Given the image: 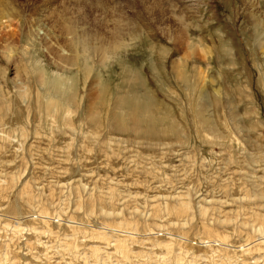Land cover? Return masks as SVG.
<instances>
[{
	"label": "rangeland",
	"instance_id": "obj_1",
	"mask_svg": "<svg viewBox=\"0 0 264 264\" xmlns=\"http://www.w3.org/2000/svg\"><path fill=\"white\" fill-rule=\"evenodd\" d=\"M0 264H264V0H0Z\"/></svg>",
	"mask_w": 264,
	"mask_h": 264
},
{
	"label": "bare ground",
	"instance_id": "obj_2",
	"mask_svg": "<svg viewBox=\"0 0 264 264\" xmlns=\"http://www.w3.org/2000/svg\"><path fill=\"white\" fill-rule=\"evenodd\" d=\"M7 9V8H6ZM100 13V12H99ZM104 18V17H103ZM195 43V42H194ZM186 46V45H185ZM197 46V45H196ZM184 47V46H183ZM190 47V46H189ZM191 48V47H190ZM200 48V47H199ZM184 50H185V48H184ZM191 50V49H190ZM185 54H187V51L185 52ZM183 55V54H182ZM108 56V55H107ZM186 56V55H185ZM105 59V58H104ZM175 66V65H174ZM129 73V72H128ZM127 73V74H128ZM129 75V74H128ZM131 75V74H130ZM133 109V108H132ZM135 109V108H134ZM140 118H137V120H139Z\"/></svg>",
	"mask_w": 264,
	"mask_h": 264
}]
</instances>
